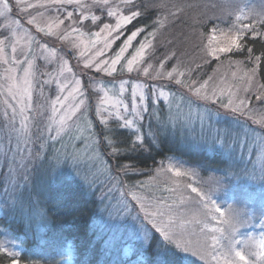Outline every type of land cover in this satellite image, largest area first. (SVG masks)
<instances>
[{"label": "snow or ice", "instance_id": "1", "mask_svg": "<svg viewBox=\"0 0 264 264\" xmlns=\"http://www.w3.org/2000/svg\"><path fill=\"white\" fill-rule=\"evenodd\" d=\"M67 5H72L74 11H67ZM153 7H165L164 4L153 5ZM45 9L50 11L53 8L57 13H61V9L66 12L65 18L60 15L49 17L44 22V26L37 21V16L32 15L30 10ZM79 10V16L73 19L75 10ZM93 9L100 12L96 15ZM25 13L28 15L27 24L35 25L39 40L32 37L27 41L25 48L18 47L17 41L14 39L12 25L22 27L19 19L11 20L10 16L14 11ZM145 5H137L135 0H91L86 3L85 0H38L32 3L31 0H0V18L6 21L0 24V62L8 65L4 69L3 79L5 81V117H8L9 123L14 126L17 117H20V124L25 129L21 139L24 148L18 147L17 152H26L19 161V169L23 170L25 185H31V191L25 197L24 192L20 190L19 185L15 182L11 184V194L9 200L0 205L11 214L18 215L25 226H29L33 221L46 223L51 217L49 216V208L47 207L48 193L55 187L60 193L61 200L67 199L70 195V188L73 184L81 188L87 187L92 189L99 185L103 188L104 182L100 180L101 176L109 182L115 181L120 183L117 178L120 173L128 175L137 172V162L131 160L134 153L148 152L151 153L153 148H158L163 144L167 136L168 129L166 127H158L156 130H150L144 133L142 126H136L135 119H128L120 115L117 111L116 115L123 123L117 125L118 128L134 129L131 137L118 139L117 133L111 129L105 132L103 129L99 133H94L91 129L93 123L87 119L86 99L88 92L82 89L91 88L96 83L95 77H89V84L84 85L81 79L75 78L71 85L57 81L58 88L61 92H68L63 100L57 96L52 102V113H62L59 119L53 121L55 127L51 124L47 126L48 139L52 141L62 142L64 136H68L66 143H61L60 148H52L47 150V145L41 143L39 149L33 154L28 145L32 143V134L28 130V121L30 117L26 115V111L31 108L33 78L35 75L36 58L32 50V43L43 49L48 55L42 57L45 61L51 63L50 57L55 56L61 61L60 73L63 74L66 69L71 72L68 67V61L59 56L57 50L49 48L46 38L57 37L60 41L67 42L72 49L83 47V51L79 52L80 57H85L86 52L91 53L84 60L85 68H94L97 73H104L108 77H113L118 71L133 73L136 72L138 77L142 73L144 77L151 81H160L167 78L174 81L175 84L188 88L189 92L194 93L195 97L200 100H213L224 95V90H214L209 96L205 91L207 81L199 84L197 81H189L185 83V72L180 70V63L172 65L169 68V62L176 59L175 51H169L163 57L152 63L151 60L155 56L154 43L148 37H155L157 32L165 26L167 17L152 22L153 31L148 32L144 40L140 41L138 46L133 42L138 36L145 32L147 25L137 27L134 24L138 18L144 15ZM183 7H177L175 12L169 15L177 17L183 13ZM37 15L44 20V13L37 12ZM104 16L115 18V23H105ZM219 17L201 14V17L193 18L191 22V31L195 34L198 28H202L207 24H212V34L208 36V44L202 47L205 55L219 58L221 53H231L235 50H246V60L253 64V67L244 71L240 66L242 61H236L237 69L243 72V76L238 77L237 72H233L232 76L238 78L240 84L236 87L245 93L252 92L255 86V77L258 68L264 63V49L259 55L255 54V49L248 47L246 38L251 34L254 38L264 37V12L254 13L252 16L244 15L245 23L241 16L236 17V22L230 24L227 31L220 29L215 23ZM66 21H71L67 27H63ZM90 22L91 26L99 28V31L85 33L81 30V26L86 27ZM237 25H239L237 27ZM129 29L130 34L123 40V43L114 51L111 56H106V50H111L113 45L120 40L124 30ZM29 29V35L31 34ZM7 33V34H6ZM218 33V35H217ZM203 35V33H201ZM90 36V39H85ZM41 41H45L41 43ZM97 44L102 47L97 48ZM134 47V51L130 55L129 49ZM10 49L11 56L8 55ZM22 56L23 59L17 57ZM146 65V66H145ZM189 72L191 69L188 70ZM42 83H47L43 81ZM126 81H121L119 92H125ZM242 86V89H241ZM70 88V91H69ZM146 91H150L157 99H168L163 87L156 92V85L133 83L131 85L132 110L138 119L144 117L141 112L148 111V96ZM254 99L261 106L259 110L250 103V97L247 95L240 98L231 88L228 89V101L222 104V107L229 109L232 116L245 117L254 124L264 125V84L259 85L253 93ZM71 98L74 102L71 106H66L65 102ZM137 100L139 103H137ZM107 93L100 99L96 106L95 114L100 118V124L107 126L109 123L108 116L103 111L104 105L107 104ZM117 106H122L125 111L128 110V104H122L117 99ZM57 105H60L57 108ZM11 113L9 115V111ZM179 110V105H177ZM80 120L89 132L88 137H84L82 128L76 121ZM75 126L77 135H71V128ZM53 131L55 135H52ZM39 135L38 140H44V133L37 127ZM213 132L209 128V133ZM230 133L225 131L221 135L219 130L215 131L210 141L203 140V146L209 151L220 152L224 156V166L214 167L212 173L206 179H200V173L205 170L203 164H196L190 167L177 166L168 163L167 166H161L156 169L157 175H168L171 187H166L172 195L165 199L149 200L148 198L131 193L133 201L139 205V211L133 215L134 206L126 198L116 200L115 204L111 201L105 202L106 193L100 194L99 202L102 212L107 213L105 223L116 231H130L131 237L142 242V245L148 246L153 242H157L158 249L166 256L172 259H166L163 264H176L175 258L180 257L179 254H187L182 257L183 264H196V260L190 257L198 258L203 264H209V258L212 264H264V203L256 212L249 214L248 212H237L233 205L221 201L217 197L218 192H227L233 187L232 178L239 181L249 176L247 167L239 168L235 149L233 144L235 139L230 141ZM79 140L80 143L75 141ZM123 145L121 147L120 145ZM105 150H110L105 156ZM264 158V152L261 153ZM170 159V158H169ZM112 160L116 161L115 174H113ZM239 168L238 171L235 169ZM222 173L215 175V173ZM261 172L264 173V167ZM66 173V175H65ZM11 176V170L9 172ZM64 182L58 184L61 177ZM254 178V177H253ZM153 183H157L156 177L151 178ZM264 180V175L261 176ZM143 187V185H141ZM111 191V189H109ZM264 193V189H262ZM58 203L60 201H57ZM179 207L180 211L174 209ZM143 212V217L140 216ZM131 218V223L129 222ZM259 219L261 231L258 235L247 232H241ZM144 221L148 223L145 224ZM151 225V227H149ZM154 233H159L157 240ZM131 249H125V253ZM7 261V264H21L20 253L10 250L3 242H0V264Z\"/></svg>", "mask_w": 264, "mask_h": 264}, {"label": "rangeland", "instance_id": "2", "mask_svg": "<svg viewBox=\"0 0 264 264\" xmlns=\"http://www.w3.org/2000/svg\"><path fill=\"white\" fill-rule=\"evenodd\" d=\"M31 2L37 3L38 0H31ZM85 2L90 4L91 0H85ZM116 2L119 3V0H116ZM201 3V7L207 11L205 15L219 17L220 19L216 20L215 23L219 25L220 29L225 31L229 29L230 24L236 22V17L238 15L241 16V19H244V15L250 17L254 13L264 12V0H202ZM165 6L169 11L164 12L162 18L166 17L167 14L169 16L170 12H175L177 9L174 4L171 6L166 4ZM66 7L67 11H74L72 5H67ZM30 11L32 12V15L37 16V21L41 24V26H44V22L47 21L49 17L60 15V13H57L54 8L50 11H46L42 8ZM37 12L44 13L43 21L37 15ZM93 12H95V14L98 16L101 15V13L95 9H93ZM61 13L63 14L60 15V18H65L66 12L61 9ZM78 16L79 10L77 9L75 10L73 19H76ZM28 18L29 17L27 14L20 13L18 10L14 11L10 16L11 20L19 19L21 22L22 27L12 25V29L13 32H15L14 39L18 43V47L25 48V50L27 41L29 39L35 37L37 40H39L40 36H43L42 33L37 36L35 25L29 26L27 24ZM175 19L176 17L171 16L167 22L173 21ZM5 22L6 21L0 18V24ZM104 22L114 24L115 18L104 16ZM244 22L247 23L248 21L244 19ZM69 23H71V21H66L63 27H67ZM83 23L87 24L86 27L81 26V30L83 32L89 33L99 31V28H94V26H91L90 22ZM212 26L213 25L211 24L208 36L212 34ZM238 26L239 25H237V27ZM30 28L32 31L29 35ZM162 31L163 30H161V32ZM126 37L127 36H125L117 45L114 44L111 50H106L105 58L114 54V51L119 47L120 44L123 43V40ZM90 38V36H85L86 40ZM144 38L145 37L143 36L138 41L135 40L133 42L134 47L138 46L139 42L144 40ZM191 38H193V36H191ZM262 38L264 39V37ZM148 39L152 40L154 43L153 37H148ZM43 42L45 41H41V43ZM46 42L49 48L54 47L57 50L59 56L68 61V67H70L72 71L68 72L65 69L63 74H61V61L55 56L50 57L51 63L45 61L42 59V57L48 55V53L39 48L35 42L32 43L33 54L36 58V67L34 69L35 75L33 78L31 108L27 110L25 114L30 117L28 121V130L32 134V143L28 145V147L32 149L33 154H35V152L39 149V145L41 143L46 142L47 150H51L53 147L60 148L61 143H66L69 138L68 136H64V140L62 142L49 140L46 130L49 124H51L54 128L55 124L53 121L58 120L59 115L62 114L57 113L54 115L52 113V102L57 96L63 100V98L68 95L67 91L61 92L59 90L57 81L71 85V82L75 78H79L84 85H88L89 77H95L96 83L91 88L82 89L88 92V96L85 97L87 109L86 115L87 119L94 125V127L91 129L92 132L98 133V128L96 127L95 122H97L102 127L104 126L100 124V118L96 116L95 109L99 104L100 99L105 96V93H107L109 102L104 105L103 111L105 112V115L108 116V125L111 121H116L118 124L123 123L122 120L117 118L116 113L119 111L120 115H123L128 119H135L136 126H142L144 133L149 132L150 126L151 130H156L158 127H166L168 129V133L165 139H167L168 142H172L175 139H180L181 145H184L183 147L185 149L187 148L188 153H203L206 156L207 161L204 160L199 163L206 166L205 170H202L200 173V179H206L209 175L213 174L211 171L212 168L224 166V156L220 152L209 151L205 146H203L202 141H210L216 130H219L221 135H223L225 131L230 133V141L235 139L233 147L235 149V155L239 168L247 167L249 176L244 177L239 181L235 180V177H233V187L231 190H229L227 194L223 191L218 192L217 197L219 200L226 201L227 204L233 205L237 212H248L249 214L256 212L257 215H259L257 210L261 207L262 203H264V193H262V189H264V180H261V176L264 175V173L261 172L262 167H264V158H261V153L264 152V125L254 124L242 116L237 120L236 117L231 115L229 109L222 107V104H226L228 101L229 88H231V90L240 98H244L246 95L250 97V103L256 107L257 110H259L261 107L253 96L256 88L259 87L256 82L252 92L245 93L243 90L237 89L236 86L240 84V81L238 78H234L232 73L237 72V76L240 77L243 76V72L237 69L236 64L233 62L217 64L209 72L208 76L200 81L193 78H190L186 81L185 75V83L189 82L190 80L197 81V87L199 84L207 81L205 91L209 96L212 95L214 90H224V95L219 97L218 102H214L217 101L216 97H213V100L205 101L197 99L194 93L189 92L188 88L177 85L174 81H169L167 78H164L160 81H151L144 77L142 73L138 77L136 72L127 73L118 71L113 77H108L104 73H97L94 68H85L84 60L91 53L86 52L85 57H80L79 52L84 50L83 47L72 49L70 44L60 41L55 36L46 38ZM207 44L208 41L206 42V45ZM96 47H102V44H97ZM134 47L129 49V53L126 55H130L131 52L134 51ZM8 55L11 56L10 49L8 51ZM185 56L186 55L183 57L179 56V62H182ZM17 58L21 60L23 59V57L19 55ZM205 58H207V55H205ZM197 61L201 62L200 59ZM151 62L154 63L153 60H151ZM177 63L178 61L175 60L169 66V68L172 65H176ZM6 67H8V65L0 62V205L5 204L9 200L11 194V184L13 182L19 185V187L22 186L27 188V186H29L25 185L24 181V176L26 173L19 169V161L21 156L26 155L27 153L17 152L18 141L20 148L25 147L21 139L22 133L25 131V129L20 124L19 116L17 117L13 126L9 123L8 117H5L4 115L6 86L3 79V73ZM240 67L244 71L252 68V66H249V68H244L242 66ZM186 68H180V70L184 71L185 74H188L189 68L187 65ZM122 80L126 81L127 83H125V92L120 93L119 87ZM43 81H47V83H42ZM137 82L144 84L154 83L156 85V92H159L161 87H163L165 94L168 96L167 100H164L163 98L157 99L156 96L152 95L150 91H146L145 94L148 96V111L141 112V115L144 117L142 120L136 117L135 112H133L131 107V85ZM117 99L121 102V105L128 104L129 107L127 111H125L122 106L116 105L115 101ZM73 102L74 101L69 98L65 104L66 106L70 107ZM137 103H139L138 100ZM177 105H179V110H177ZM59 107L60 105H57V108ZM8 111L10 115L11 110L9 109ZM76 123L80 124L82 128H85V130L80 134L84 137H88L89 132L83 125V122L77 120ZM37 127H39V129L44 133L43 141L36 138L39 135L37 132ZM210 127L213 130L211 134L209 133ZM125 129L133 134L134 129ZM70 134L77 135L75 126L71 128ZM52 135H55L54 131ZM75 142L80 143L79 140ZM161 161H163V166L165 167L170 162L177 166L183 165L184 167L196 165L173 155H167ZM161 161H159L156 166L151 168L150 171H147L144 177H142L140 180L133 181V183L128 184V186H125L122 183L120 174L117 177L120 180L119 184H116L115 181L109 182L108 180H105L104 176H101L100 180L104 182L105 186L100 188V192L103 191L106 193L107 199L105 202L107 203L111 201L112 204H115L116 200L126 198L134 206L133 215H136V213L139 211V205H137L136 202L131 198V193L133 192L137 195L144 196L149 200H168V198L172 195L166 190V187L172 186L169 177L168 175L158 176L156 171V169L161 166ZM239 168L235 170L238 171ZM10 170L11 176L9 175ZM221 174L222 173L219 172L215 173V175ZM153 177L157 178V183L152 182L151 178ZM62 181H64L63 176L58 182L60 183ZM141 185H143V187H141ZM95 187L98 188L100 186L97 185ZM109 189H111V191H109ZM168 202L170 203L171 201L168 200ZM6 210L7 209L4 207H0V216L3 213H6ZM174 210L177 212L180 211L179 207L175 208ZM139 214L141 217L144 215L143 212H140ZM98 220V223L107 229V239H109L110 243L119 239L123 240V254H130V252L134 249V245H139L140 248L144 247L142 242L131 237L130 231H116L111 229L105 223L107 220L106 212H102L100 210ZM129 222H132L131 218H129ZM144 223L147 224L148 222L144 221ZM149 227H151V225H149ZM260 231L261 227L259 219H254L252 224H249L246 228L241 229V232H247L254 235H258ZM0 242H3L10 250H14L19 253L21 251V243L12 237L6 230H4L1 224ZM129 248L131 251L126 254L125 249ZM71 257L72 256L70 253L69 260L66 262V264H71ZM193 258L196 260L197 264H203V262L199 261L198 258ZM209 264H212L210 258Z\"/></svg>", "mask_w": 264, "mask_h": 264}, {"label": "trees", "instance_id": "3", "mask_svg": "<svg viewBox=\"0 0 264 264\" xmlns=\"http://www.w3.org/2000/svg\"><path fill=\"white\" fill-rule=\"evenodd\" d=\"M135 2L137 5H145L146 10L144 15L138 18L134 24L137 27L147 25L145 32L138 36L136 41L143 36H147L148 32L153 31L152 22L162 19L163 13L169 11L166 6L161 8L153 7V5L167 4L171 6L174 4L176 7L184 8L182 14H179L173 21H166L165 26L157 32L159 34L153 37L155 56L152 60L155 63L165 53L175 51L176 59L169 62L170 66L175 60L179 62V56L186 55L183 61L179 62L180 68L185 69L187 65L191 69L186 74V81L190 78L200 81L208 76L215 65L225 64L226 62L236 64V61H242V67H253V64L246 60V50L234 49L231 53H221L218 59L211 56L205 58L202 47L206 46L208 41L211 24L198 28L195 34L191 31L192 19L207 13L201 7L202 0H135ZM166 17L168 20L171 16L167 14ZM130 28L131 26H128L124 30L120 40L115 45L130 34ZM161 30L163 31L161 32ZM246 43L248 47L255 49L256 55H259L261 50L264 49V39L262 37L254 38L249 34ZM199 59L201 62L197 61ZM255 82L258 85L264 84V63L257 70ZM95 125L98 128V133L102 129L105 132L111 129L117 133L118 139L132 136V133L127 129L118 128L117 125L119 124L116 121H111L108 126L103 127L97 122H95ZM120 146L123 147L122 144ZM183 146L180 139H175L172 142L164 139L163 144L158 148H153L151 153L139 152L132 154L131 160L137 162V168L140 172L137 171L128 175L120 173L122 183L128 186L133 181L140 180L146 175L147 171H150L167 155H173L192 164L207 161L203 153H188L187 148L185 149ZM108 151L110 150H105V156ZM111 163L114 174L116 172V161L112 160ZM63 182H58V184ZM100 188H81L73 184L69 190V197L61 200L60 193L54 187L48 193L47 207L50 210L49 216L51 218L46 223L33 221L29 226H25L18 215L11 214L6 210V213L0 216V224L4 230L21 243V264H66L70 253L72 256L70 258L71 264H163L166 259H172L166 257L158 249L157 242L142 248L139 245H134V249L128 255L123 254V240L119 239L110 243L107 239V229L98 223V216L102 207L99 202ZM20 190L27 197L31 191V185L27 188L21 186ZM154 234L157 240L162 239L159 237V233ZM184 255L187 254L180 253V257L175 258L176 264H183L182 257ZM190 258L194 259L193 257ZM2 264H7V261H3Z\"/></svg>", "mask_w": 264, "mask_h": 264}]
</instances>
